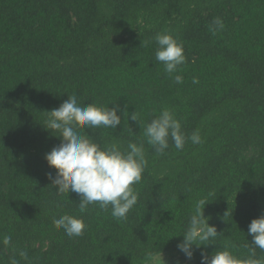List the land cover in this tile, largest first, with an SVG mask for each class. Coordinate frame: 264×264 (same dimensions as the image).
<instances>
[{"label":"trees","instance_id":"16d2710c","mask_svg":"<svg viewBox=\"0 0 264 264\" xmlns=\"http://www.w3.org/2000/svg\"><path fill=\"white\" fill-rule=\"evenodd\" d=\"M217 17L224 28L213 32ZM157 33L183 43L177 73L155 60ZM72 93L81 106H119L117 129H86L102 146L144 145L126 220L95 204L81 213L78 194L51 185L45 154L61 140L44 128L45 111ZM164 108L202 142L177 150L169 140L163 154L148 145L131 113L146 124ZM201 199L221 234L187 260L177 244ZM65 214L84 220L82 236L55 228ZM261 214L264 0H0V264H201V252L225 249L243 259Z\"/></svg>","mask_w":264,"mask_h":264},{"label":"clouds","instance_id":"9594fccd","mask_svg":"<svg viewBox=\"0 0 264 264\" xmlns=\"http://www.w3.org/2000/svg\"><path fill=\"white\" fill-rule=\"evenodd\" d=\"M211 31L222 30L223 21L214 19ZM156 44L155 60L161 62L164 71L171 75L179 71V66L186 63L184 45L169 33H157L154 36ZM177 84L183 83L182 75H175ZM193 84H198L196 78ZM118 105L113 107L87 104L81 106L75 93L58 107L47 113L44 128L60 138L58 146L45 154V160L50 168L55 169V176L48 174L54 189L60 193H76L79 195V210L87 211L89 205H98L102 210L111 208V215L117 220H126L128 213L138 203L139 194L134 185L139 184L147 167L143 143L127 142L122 150L119 143L102 146L86 129L95 132L99 128L117 129L121 125V115ZM123 116H129L125 109ZM131 120L144 127V136L147 144L157 153L163 154L169 148L171 140L177 150H182L186 141L200 144L201 137L198 131L187 136L182 130L181 122L175 117L171 109L164 108L159 115L144 123L136 110L131 113ZM86 133V134H85ZM209 203L204 199L195 204L194 211L189 215L183 240L178 242L177 249L187 260L194 256L193 246L200 248L213 244L212 241L220 235L209 219L204 216V209ZM227 212L225 213V215ZM57 230L63 229L68 237H79L84 234L87 225L82 218L73 215H62L53 220ZM247 235L251 237L243 247L247 248L248 256L240 259L231 251L217 250L209 258L201 252V264H264V258L257 256V249L264 253V214L253 219L248 226ZM180 236V235H179ZM11 237H5L4 245H8ZM27 259L25 252L19 254ZM11 264H19L15 258ZM179 264V262H178Z\"/></svg>","mask_w":264,"mask_h":264}]
</instances>
